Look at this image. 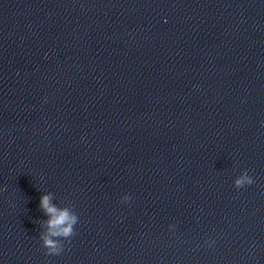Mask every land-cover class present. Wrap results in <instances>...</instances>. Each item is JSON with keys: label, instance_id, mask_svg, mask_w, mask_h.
I'll use <instances>...</instances> for the list:
<instances>
[{"label": "clouds", "instance_id": "obj_1", "mask_svg": "<svg viewBox=\"0 0 264 264\" xmlns=\"http://www.w3.org/2000/svg\"><path fill=\"white\" fill-rule=\"evenodd\" d=\"M253 178L248 174L247 170L235 178L234 187L243 188L251 185ZM125 201L130 197L125 196ZM40 208L44 211L48 219L44 222L46 231L40 235L42 247L46 249V255H60L64 250L63 241L73 237L75 233V225L78 223L77 214L68 207H57L52 203V194H43L40 197Z\"/></svg>", "mask_w": 264, "mask_h": 264}]
</instances>
